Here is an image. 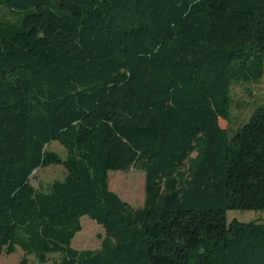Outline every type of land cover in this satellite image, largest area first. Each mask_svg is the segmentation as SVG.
<instances>
[{"label":"trees","instance_id":"trees-1","mask_svg":"<svg viewBox=\"0 0 264 264\" xmlns=\"http://www.w3.org/2000/svg\"><path fill=\"white\" fill-rule=\"evenodd\" d=\"M263 75L264 0H0V255L264 264V222L227 220L264 211V107L228 127L232 85ZM128 170L138 209L108 187ZM82 217L98 250L71 248Z\"/></svg>","mask_w":264,"mask_h":264},{"label":"rangeland","instance_id":"rangeland-1","mask_svg":"<svg viewBox=\"0 0 264 264\" xmlns=\"http://www.w3.org/2000/svg\"><path fill=\"white\" fill-rule=\"evenodd\" d=\"M1 12L8 20L15 17L6 10ZM230 100V122L228 127L232 132H235L249 120L257 107H264V75L259 82L254 84H233L230 90ZM221 125L225 126L224 124ZM46 151L55 153L61 159L66 157V152L56 142H52L46 148ZM65 174L62 166H50L34 173L30 178V184L35 190L46 192L53 182L62 181ZM108 187L110 191L132 208L142 207L144 196L143 173L133 170L110 172L108 174ZM227 220L228 222L236 220L240 223H262L264 222V211H230L227 213ZM80 226L81 231L72 240L71 248L76 251L98 250L105 236L104 230L87 217L80 219ZM23 258V252L19 248H15L11 255H0V264H20ZM58 258L56 255L49 256L47 262L43 264H53ZM26 259V264H40L32 256H28Z\"/></svg>","mask_w":264,"mask_h":264}]
</instances>
